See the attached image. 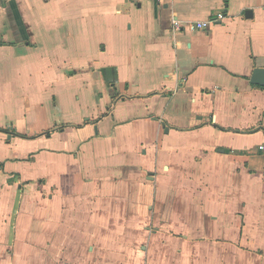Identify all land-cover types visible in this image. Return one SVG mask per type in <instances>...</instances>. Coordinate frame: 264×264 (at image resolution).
Listing matches in <instances>:
<instances>
[{
    "label": "crops",
    "instance_id": "crops-1",
    "mask_svg": "<svg viewBox=\"0 0 264 264\" xmlns=\"http://www.w3.org/2000/svg\"><path fill=\"white\" fill-rule=\"evenodd\" d=\"M256 68L264 0H0V264H264Z\"/></svg>",
    "mask_w": 264,
    "mask_h": 264
},
{
    "label": "built area",
    "instance_id": "built-area-1",
    "mask_svg": "<svg viewBox=\"0 0 264 264\" xmlns=\"http://www.w3.org/2000/svg\"><path fill=\"white\" fill-rule=\"evenodd\" d=\"M132 1H141V0H132ZM161 1V0H156ZM172 1V0H170ZM224 15L221 13L216 14L213 17H210L204 21H197V22H186V24H181L178 20H173V26L175 29L182 30V31H197V30H205L209 28L210 25L223 20ZM260 150H264L263 146H259Z\"/></svg>",
    "mask_w": 264,
    "mask_h": 264
},
{
    "label": "water",
    "instance_id": "water-1",
    "mask_svg": "<svg viewBox=\"0 0 264 264\" xmlns=\"http://www.w3.org/2000/svg\"><path fill=\"white\" fill-rule=\"evenodd\" d=\"M244 16L245 18H251V10H245ZM250 82L258 86H264V68L254 69L250 78Z\"/></svg>",
    "mask_w": 264,
    "mask_h": 264
},
{
    "label": "rangeland",
    "instance_id": "rangeland-1",
    "mask_svg": "<svg viewBox=\"0 0 264 264\" xmlns=\"http://www.w3.org/2000/svg\"><path fill=\"white\" fill-rule=\"evenodd\" d=\"M135 243H138V244H139V240H138V241H135L134 244H135Z\"/></svg>",
    "mask_w": 264,
    "mask_h": 264
}]
</instances>
